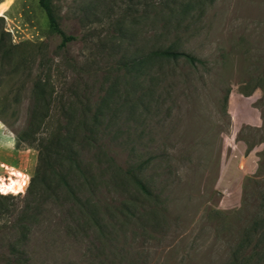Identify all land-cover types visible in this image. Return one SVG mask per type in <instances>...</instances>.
<instances>
[{
    "label": "rangeland",
    "instance_id": "1",
    "mask_svg": "<svg viewBox=\"0 0 264 264\" xmlns=\"http://www.w3.org/2000/svg\"><path fill=\"white\" fill-rule=\"evenodd\" d=\"M50 1L63 47L38 0H0V182L28 184L65 132L92 178L55 159L78 202L53 176L0 192V264H264V0H194L179 23L160 0ZM173 40L198 61L133 65Z\"/></svg>",
    "mask_w": 264,
    "mask_h": 264
},
{
    "label": "trees",
    "instance_id": "2",
    "mask_svg": "<svg viewBox=\"0 0 264 264\" xmlns=\"http://www.w3.org/2000/svg\"><path fill=\"white\" fill-rule=\"evenodd\" d=\"M38 4L44 12V15L47 19L49 28L53 34L58 36L60 47H63L68 42L75 39L73 35L66 34L60 27L58 17L55 13L54 7L50 0H38ZM160 9L167 14L168 19H175L176 23H179L181 19L186 17L193 8L194 0H160L159 1ZM180 20V21H178ZM176 40V38H174ZM170 41L167 44H159L155 48H151L145 51L141 56H139L133 65L142 66L149 63L152 60L156 61H167V60H176L182 58L187 63L193 65L198 59L187 52L178 50L175 46V41ZM35 86H37L35 84ZM16 145L18 143H33L35 138L32 134L26 130L21 131L19 134H16ZM70 139L68 132H65L62 136L50 137L46 145H42V142L36 143L37 150V164L35 166L33 175L30 177L29 182L25 188L27 194H31L38 183L44 184V182L49 179V176H53L57 179L59 183H63L66 188V192L70 195L71 199L75 202H78V196L75 195L74 190L69 186L66 181L65 175L52 164L51 160L55 159H64L69 165L77 170L83 177L84 182H89V179L92 177L90 174L86 175V172H82L80 167L77 165L75 160V151L72 150L70 145ZM46 151L48 154H46ZM109 162L112 166V174L114 176L124 177L125 180L130 182L132 186L141 194L148 195L149 192L144 185V183L136 176V174L129 169H122L117 164L114 163L113 159H109ZM124 208V206H120ZM122 211V210H121Z\"/></svg>",
    "mask_w": 264,
    "mask_h": 264
},
{
    "label": "bare ground",
    "instance_id": "3",
    "mask_svg": "<svg viewBox=\"0 0 264 264\" xmlns=\"http://www.w3.org/2000/svg\"><path fill=\"white\" fill-rule=\"evenodd\" d=\"M20 190H23L22 180L20 179L14 178L10 182H0V192L2 193H17Z\"/></svg>",
    "mask_w": 264,
    "mask_h": 264
},
{
    "label": "crops",
    "instance_id": "4",
    "mask_svg": "<svg viewBox=\"0 0 264 264\" xmlns=\"http://www.w3.org/2000/svg\"><path fill=\"white\" fill-rule=\"evenodd\" d=\"M0 126H1V124H0ZM8 135L10 136V138H11V143H10V145H7L6 144V146H4V147H1L0 146V155H7V153L9 152V148L10 149H14V138H13V136L10 134V133H8ZM11 163L12 164H17V163H15V161H11ZM7 163H4L3 161H1V159H0V165H6Z\"/></svg>",
    "mask_w": 264,
    "mask_h": 264
},
{
    "label": "built area",
    "instance_id": "5",
    "mask_svg": "<svg viewBox=\"0 0 264 264\" xmlns=\"http://www.w3.org/2000/svg\"><path fill=\"white\" fill-rule=\"evenodd\" d=\"M7 176L6 177H0V180L5 179V181H8V178L10 177L9 172H6ZM27 184V178L25 180H22V187L25 188ZM22 191V190H20Z\"/></svg>",
    "mask_w": 264,
    "mask_h": 264
}]
</instances>
